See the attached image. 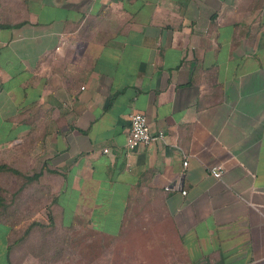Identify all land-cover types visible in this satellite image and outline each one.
Listing matches in <instances>:
<instances>
[{"label": "crops", "instance_id": "crops-1", "mask_svg": "<svg viewBox=\"0 0 264 264\" xmlns=\"http://www.w3.org/2000/svg\"><path fill=\"white\" fill-rule=\"evenodd\" d=\"M0 186V264H264V0H0Z\"/></svg>", "mask_w": 264, "mask_h": 264}, {"label": "trees", "instance_id": "trees-1", "mask_svg": "<svg viewBox=\"0 0 264 264\" xmlns=\"http://www.w3.org/2000/svg\"><path fill=\"white\" fill-rule=\"evenodd\" d=\"M25 179V181L21 180L22 186H26L30 183V177ZM7 198V196L6 198L4 197L3 190H1L0 186V215L11 210L9 206L10 202H6ZM8 199L10 200V198ZM13 201L14 200H12V202ZM73 244L74 243L63 234L61 228L56 226L53 222L48 223L45 220L33 219L24 226L21 233L11 237L8 249L10 255L11 253L13 254L14 249L21 250V254H28L32 249L34 253L40 254V256L43 255L46 259L51 256L50 260L53 258V260L56 261L68 248L71 250V253H73ZM68 245L70 247H68Z\"/></svg>", "mask_w": 264, "mask_h": 264}, {"label": "built area", "instance_id": "built-area-1", "mask_svg": "<svg viewBox=\"0 0 264 264\" xmlns=\"http://www.w3.org/2000/svg\"><path fill=\"white\" fill-rule=\"evenodd\" d=\"M165 137V132L159 130L154 132L151 130L147 116L138 110L132 111L129 115V126L126 139V146L129 149L136 148L141 144H151L157 140H162ZM108 151V148L104 149ZM188 164V160L184 161V165ZM225 171L224 165H215L210 168V172L220 178ZM186 193V190H184Z\"/></svg>", "mask_w": 264, "mask_h": 264}, {"label": "rangeland", "instance_id": "rangeland-1", "mask_svg": "<svg viewBox=\"0 0 264 264\" xmlns=\"http://www.w3.org/2000/svg\"><path fill=\"white\" fill-rule=\"evenodd\" d=\"M20 180L25 181L26 179H25V177H24L23 179H20ZM5 182H6L7 185H9V184H11L12 186L15 185V182H14L13 179H9V178H8V180L5 181ZM11 185H10V186H11ZM29 201H30V195H27V198H25V200H24V208L26 207V208H25V215H26V217H28V218L32 217V209H31V207H30ZM74 237H75V236L72 234V236H71L72 241L75 239ZM77 245H78V243L74 242V244H73V248H74L73 253L76 252L77 247H78ZM72 256H73V254H72ZM76 256H78V255H76ZM72 259H74V257H73ZM72 262H73V260H72Z\"/></svg>", "mask_w": 264, "mask_h": 264}]
</instances>
